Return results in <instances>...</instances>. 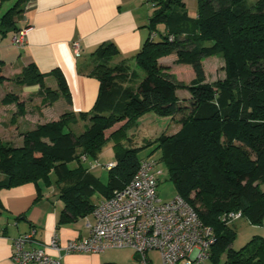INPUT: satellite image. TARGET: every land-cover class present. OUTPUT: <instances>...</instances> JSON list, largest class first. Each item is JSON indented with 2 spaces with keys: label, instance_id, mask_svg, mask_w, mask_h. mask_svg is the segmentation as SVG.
<instances>
[{
  "label": "trees",
  "instance_id": "1",
  "mask_svg": "<svg viewBox=\"0 0 264 264\" xmlns=\"http://www.w3.org/2000/svg\"><path fill=\"white\" fill-rule=\"evenodd\" d=\"M153 9L149 28L160 40L150 35L135 57L140 81L137 71L112 65L119 55L113 43L101 45L86 67L100 83L90 112L66 113L34 126L22 134L19 146L0 139V192L39 182L49 186L54 177L65 207L60 222L70 223L95 210L92 198L97 193L108 199L125 189L147 160L140 157L141 151L154 147L161 152L154 161L169 167L177 195L213 227L217 243L211 259L227 252L226 264H264V239L256 237L235 251L237 233L223 222L238 212L252 225L264 221V0L251 5L248 0H198L196 19L190 18L185 0H157ZM15 11L5 15L3 28L15 30ZM157 25L165 26L164 33L156 31ZM172 55L177 58L172 65L192 67L195 78L189 85L177 82L169 73L171 66L160 62ZM215 56L224 62L225 77L209 83L203 62ZM1 64L0 84L5 81ZM49 76L56 79V90L44 86ZM19 77L22 85H41L42 106L61 97L72 104L59 69L42 74L30 64ZM181 89L190 93L189 99L180 101ZM16 102L5 97L2 105ZM147 114L172 120L180 116L181 130L142 147L128 145L129 128ZM77 119L88 123L82 133L72 128ZM110 141L115 165L104 186L88 172L82 157L96 160ZM75 162L77 167L70 168Z\"/></svg>",
  "mask_w": 264,
  "mask_h": 264
},
{
  "label": "crops",
  "instance_id": "2",
  "mask_svg": "<svg viewBox=\"0 0 264 264\" xmlns=\"http://www.w3.org/2000/svg\"><path fill=\"white\" fill-rule=\"evenodd\" d=\"M12 9L16 10L13 16L15 30L5 29L2 25L3 18ZM153 10L142 0H0V62L3 77L9 79L11 76H19L30 64H35L42 74L59 69L67 81L72 98V104H68L61 97L51 105L42 106L40 95L37 111H28L25 108L26 115L32 119L28 121L27 116H21L20 123L26 126L22 132L25 133L37 125L57 121L66 113L78 116L94 108L100 83L87 74L86 67L91 55L105 43H113L119 51L112 65L128 66L137 71L140 81L142 73L138 71L135 57L150 38L149 26ZM24 28H30L27 44L24 48H19L12 43V37L17 30ZM77 41L82 47L79 58L75 56L72 46ZM173 57V61H169L167 57L160 62L169 66L177 59L176 56ZM49 79L54 80V85L49 88L56 90L57 81L53 76L45 78L44 83ZM56 106H59L58 110ZM3 107L5 109L9 106ZM148 115L150 114L139 121ZM155 117H148L147 120L157 121ZM12 118L10 122L13 124ZM1 119L0 116V123ZM167 119L160 118V123L164 124ZM87 126V122L77 119L72 128L76 133H82ZM164 133L169 135V125L166 131L160 127L148 134L154 136L136 139L133 135L126 143L138 147L139 144L144 145V142L157 139ZM111 142L113 141L107 145ZM102 153L103 151L98 157ZM98 159L88 158L83 164L105 186L107 183L103 182L104 174L99 171L102 165ZM110 164L115 165V160L103 165L108 172ZM52 182L49 186L39 182L37 185L27 184L0 192V264H14V240L31 232L35 233L30 243L33 248L39 245L47 247L54 236H58L62 245L89 236L88 224L95 223L94 211L73 222L61 223L65 207L54 177ZM104 199L105 196L97 193L92 202L96 207ZM46 253L52 258L58 257V253L50 248H46ZM100 255H67L64 251L61 252L64 264H107Z\"/></svg>",
  "mask_w": 264,
  "mask_h": 264
},
{
  "label": "built area",
  "instance_id": "3",
  "mask_svg": "<svg viewBox=\"0 0 264 264\" xmlns=\"http://www.w3.org/2000/svg\"><path fill=\"white\" fill-rule=\"evenodd\" d=\"M152 8L157 0H142ZM30 28L14 34L12 43L19 48L27 44ZM151 35V39L156 38ZM77 58L81 56L80 43H73ZM82 157V161H86ZM114 167L110 164L108 169ZM163 175L154 160H143L131 182L110 198L100 201L94 210L95 223L88 224L90 234L62 245L58 236L50 244L31 247L34 232L13 242L14 264H64L61 252L72 254H101L108 250L134 251L142 264H154L149 253L158 252L161 264H204L212 257L217 243L213 227L206 225L197 210L181 196L163 201L159 195V178ZM242 219V213H230L223 218L226 224ZM50 248L58 253L52 258Z\"/></svg>",
  "mask_w": 264,
  "mask_h": 264
},
{
  "label": "rangeland",
  "instance_id": "4",
  "mask_svg": "<svg viewBox=\"0 0 264 264\" xmlns=\"http://www.w3.org/2000/svg\"><path fill=\"white\" fill-rule=\"evenodd\" d=\"M257 1L258 0H248V4L249 5L256 4ZM185 3L190 18L196 19L198 16V0H185ZM156 31L159 33H164L165 26L157 25ZM156 40L159 41L160 37L158 36ZM174 59L175 57H173V55L169 56V61H173ZM87 63H90V61H88ZM172 63L170 65L171 69L169 73L173 76V78L177 82L182 83L184 85H189L192 82V80L195 78V73L192 67L187 65L174 66L172 65ZM203 64L207 76V82L214 83L224 79L225 77L223 71L224 62L220 57L218 56L207 57L204 60ZM19 81H20L19 76H13V77L11 76V78L9 79L5 78V81L0 84V116L2 117L1 119L2 124L0 123L2 125L0 126V139L3 140V142H8L16 146L22 144V134H23L22 131L26 129V126L23 123H20L22 118L21 116L23 115L25 117L27 116L25 113L26 112L25 108L28 111H34V112L37 111L39 97H40V89H41L40 87L41 85H36V84L22 85L21 83H19ZM46 84L44 83V86L49 88L50 86L54 85V80L49 79L46 81ZM177 96L180 99V101L181 100L184 101L190 98V93L184 89H181L177 91ZM5 97H12L16 99L17 102L4 109L2 105V100ZM26 103L28 107H26ZM58 107L59 106H56V110L59 109ZM11 117H13L12 118V120L14 121L13 124L10 122ZM148 117H155V116L154 114L153 115L150 114L148 115ZM27 118L28 121H30L29 119H32L31 116H27ZM147 118L144 117L142 120L138 122L137 125L129 128L127 132L128 134L127 136L130 138L133 135H135L136 139L138 138L142 139L143 137L146 136L147 137L154 136L148 134L155 132L160 127L163 128L164 131H166L168 129V125H169V136L176 135L181 130V125L178 122L180 116L176 117L173 120L171 118H168L164 124L160 123V121L163 119L160 120V118L155 117L157 121H153V119L149 121L147 120ZM120 126L121 124L117 125L114 129L108 131L107 136H109L112 133V131L119 129ZM152 140L153 139H151L150 141ZM144 143L146 144L147 142ZM141 144H139L138 147H142L143 145ZM154 150H155L154 147L144 149L141 151L140 157L146 159L150 158L152 160L157 161L161 156V152ZM98 158L100 164L102 165L100 166L101 168L99 171H102V173L104 174L103 182L108 184L109 172L105 167H103V165H107L110 161L115 160L113 142H111L109 145H107L106 148L103 149L102 155ZM76 167H77L76 162L70 165V168L72 169H75ZM158 168L163 172V175L160 176L159 178V187H158L159 195L161 200L169 201L173 199L178 193L174 183L171 180L170 170L169 167L166 165V163L160 162L158 164ZM230 227H232L237 233L236 239L232 245V248L235 251H240L256 237H261L264 239V221L261 225L255 226L252 225L247 218H243L241 220L232 223ZM100 256L102 257L104 263L107 264H142L140 257L132 250H108L101 253ZM149 256L154 261V264H161L160 254L158 252H151L149 253ZM227 259H228L227 252H222L217 258L215 259L212 258L204 264H226Z\"/></svg>",
  "mask_w": 264,
  "mask_h": 264
}]
</instances>
